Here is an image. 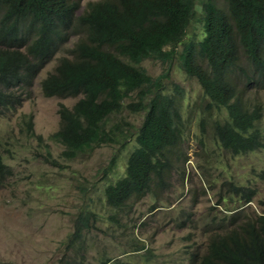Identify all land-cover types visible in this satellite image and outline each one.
<instances>
[{"label":"trees","instance_id":"16d2710c","mask_svg":"<svg viewBox=\"0 0 264 264\" xmlns=\"http://www.w3.org/2000/svg\"><path fill=\"white\" fill-rule=\"evenodd\" d=\"M0 34L19 56L31 55L37 70L65 50L40 82L46 96L78 97L72 107L62 105L57 110L60 125L50 135L63 147L64 158L75 159L105 144L121 148L133 144L121 175L103 188L98 203L89 200L74 219L73 253L81 259L76 264H87L82 261L87 250L80 238L83 230L97 227L94 223L102 216L108 227L127 230L123 217L129 218L133 202L165 189L173 170L184 174L186 169L185 124L175 95L178 87L175 93L164 87L158 90L160 79L155 83L156 78L146 73L143 60L177 62L201 83L210 98L205 97L207 116L202 111L201 124L213 119L210 133L198 139L202 149L206 150L209 138L231 156L264 148V103L253 96L243 98L237 88L241 83L254 94L264 92V0H227L223 8L214 0H0ZM70 40L71 47L64 48ZM237 54L248 57L245 66ZM30 86L18 76L15 52L0 41V117L21 107ZM124 111L145 112L142 123L135 127L122 115ZM212 111L217 112L216 118ZM19 118V134L35 137L33 115ZM6 134L0 137V187L12 173L5 155L12 156L10 148L16 140ZM37 138L42 141L40 135ZM39 147L37 155L57 166L47 144ZM104 169L106 175L115 173L109 164ZM207 170L205 163L200 164L203 184L210 185ZM255 195L251 186L228 179L221 182L217 202L221 199L224 213L220 220L234 231L216 234L205 251H192L188 264H264V214L246 213L243 208ZM227 201L239 204L227 209ZM89 206H98L101 212ZM129 235L135 239L134 250L144 249L138 235ZM101 255L109 257L104 250ZM138 257L99 264H157L147 247Z\"/></svg>","mask_w":264,"mask_h":264},{"label":"rangeland","instance_id":"374dc122","mask_svg":"<svg viewBox=\"0 0 264 264\" xmlns=\"http://www.w3.org/2000/svg\"><path fill=\"white\" fill-rule=\"evenodd\" d=\"M86 1L83 0V3ZM224 1L214 0L217 5ZM72 41L66 43L64 48L71 47ZM64 54L63 49L57 56ZM56 65L57 57L46 62L40 78L50 73ZM141 65L148 75L160 79L164 88L178 87L176 95L182 99L183 116L189 114L191 121L186 124L188 127L182 143L188 158L185 161L186 169L184 174L181 170H173L165 189L156 194L150 192L133 202L129 218L123 217L128 228L124 234L122 228L107 226L113 235H106V224L102 223L105 216L95 221L94 225L99 224V227L83 230L80 238L87 250L82 261L87 264H98L104 259L101 255L103 247L112 255L126 250L135 257L147 247L151 250L154 263L188 264L192 251L197 248L205 251L216 234L234 231L231 224L220 220L224 205L221 199L219 202L217 199L224 179L255 188L256 195L249 207L244 205L243 208L246 213H264V148L231 156L225 148H219L217 144L214 146L209 138L205 141L206 150L202 149L198 139L208 133L203 132L197 123L198 105L205 99L201 83L180 69L177 62L168 65L145 59ZM237 88L242 91L243 98L253 96L264 103V92L254 94L253 90L241 87V83L237 84ZM32 90L31 97H24L21 107L14 113L0 117V137L5 133L16 136L10 148L12 156L5 155L12 173L2 180L0 187V264H67V261L76 264L81 259L79 254L73 253L75 240L70 232L75 225L74 219L89 200L98 203L103 188L121 175L133 144L129 143L123 148L118 144H105L75 159L64 158L61 155L63 147L58 141L50 139V135L60 125L57 110L62 105L72 107L78 97H45L36 85ZM189 108L193 110L192 113H188ZM20 114L33 115L35 137L19 134ZM218 114L223 118L224 112ZM122 115L138 127L145 112L132 114L124 111ZM119 117L120 114L112 115L108 124ZM205 127L209 129L208 125ZM261 127L264 128V109ZM38 135L42 137L41 142ZM40 143L47 144L53 158H56L57 166L45 163L44 155H37L36 152L41 149ZM112 158L114 164H111ZM202 163L208 166L205 177H209L210 185L203 184ZM108 164L114 174L106 175L104 168ZM224 204L230 209L239 203L227 201ZM89 207L101 212L98 206ZM211 217L216 219L212 221ZM220 223L222 228L217 227ZM132 232L145 243L144 249L134 250L136 242L129 235Z\"/></svg>","mask_w":264,"mask_h":264},{"label":"clouds","instance_id":"9594fccd","mask_svg":"<svg viewBox=\"0 0 264 264\" xmlns=\"http://www.w3.org/2000/svg\"><path fill=\"white\" fill-rule=\"evenodd\" d=\"M226 1L227 0H225L221 5H217V7L218 8H220V7H224V4L226 3ZM0 41H2V42H4L10 49H12L14 52H15V58H17V73H18V76L20 77V79L23 81V82H28V83H31V86L29 87V95H23L22 96V99L24 98V97H28V98H30L31 97V94L33 93V88H34V86L36 85L37 86V88H39L40 89V91H41V93L45 96V97H53V96H46L43 92H42V89H41V85H40V82H41V80L42 79H44L45 78V76L47 75H45L43 78H40V73H41V71H42V68L45 66H43L40 70H37V69H35L34 68V66H33V57L31 56V55H29V54H26L24 57H21V56H19L18 54H17V52H16V50H15V48L16 47H14L13 45H12V43L10 42V41H8L7 40V38L4 36V35H2V34H0ZM58 55V54H57ZM56 55V57L58 58L59 56H57ZM239 56V55H238ZM55 58V57H54ZM53 59V58H52ZM248 57H244V56H239V62H241L242 63V65L243 66H245L247 63H248ZM46 64V63H45ZM56 67V66H55ZM53 71V70H52ZM51 71V72H52ZM256 76H258V73L257 72H253ZM151 78H155V77H151ZM217 80H215V81H212V82H216ZM161 82V81H160ZM155 83H158V81H157V78H156V82ZM176 87L177 86H174V87H168V88H165V89H167V90H172L174 93H175V89H176ZM153 88H155V85H154V87ZM158 90H161V91H163V86H162V84H161V86L159 85L158 87ZM201 88H202V90H203V92H204V96L205 97H207V98H209L207 95H206V93H205V90H204V88L202 87V85H201ZM176 95V94H175ZM177 96V95H176ZM57 97V96H56ZM153 97V96H152ZM178 99H180V104H181V106H182V109H181V114L183 115V113H182V110H183V105H182V99H181V97H177ZM210 99V98H209ZM207 102V99L205 98L198 106L200 107V110H199V112H198V119H197V123L201 126V130L202 129H205L203 132H207L208 134L210 133V131L212 130V121H213V119H212V117H210L209 118V121H207V122H205L204 123V125H202L201 124V114H202V111H203V116L204 117H206L207 115H205V110H206V107L203 105V104H205ZM263 102V101H262ZM222 109H224V108H222ZM163 110V109H162ZM162 110H159V111H162ZM158 111V112H159ZM263 111V110H262ZM193 112V110L191 109V108H189V111H188V113H192ZM213 112V111H212ZM214 113V112H213ZM188 117V120L186 119ZM187 117H184L183 116V118H184V122H182L183 124H185L184 125V127H185V129H184V138H185V130L187 129V125L186 124H190L191 123V121L189 120V114L187 115ZM214 117L216 118V115L214 114ZM32 124H34L33 123V121H32ZM206 125H208L209 126V129H206ZM34 128V127H33ZM184 141V140H183ZM249 203H251V202H249ZM249 203L247 204V205H249ZM250 213H255V212H250ZM255 214H257V213H255ZM261 214H264V213H261ZM260 213L259 214H257V215H261ZM104 224H106V222L104 223ZM108 225V224H107ZM107 225L105 226V229H104V233L106 234V235H108V236H111V235H113L112 234V232L110 231V229L109 230H107ZM97 227H99V224L97 225ZM97 227H93V228H91V229H94V228H97ZM73 230V229H72ZM122 231H123V234L125 233V231H126V229H124V228H122ZM72 232V231H71ZM70 232V233H71ZM129 236V235H128ZM127 240V238L126 239H124V242ZM141 244H144V242L142 241V239H141V242H140ZM103 250L105 251V254L107 255V256H109L107 259H103V261H111V262H109V263H112V261L114 260V259H116V258H118V259H126V258H128V257H133V258H131V260H139V259H141L140 257H135V255H133V254H130L128 251H126V250H122L121 251V253L120 254H118V255H112L111 253H108L107 252V249H106V247H103ZM100 263V262H99ZM98 263V264H99ZM133 264H137V263H133Z\"/></svg>","mask_w":264,"mask_h":264}]
</instances>
